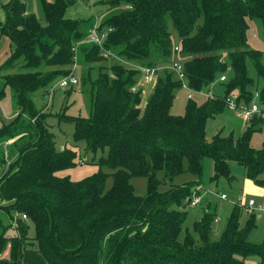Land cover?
I'll list each match as a JSON object with an SVG mask.
<instances>
[{
    "label": "trees",
    "instance_id": "1",
    "mask_svg": "<svg viewBox=\"0 0 264 264\" xmlns=\"http://www.w3.org/2000/svg\"><path fill=\"white\" fill-rule=\"evenodd\" d=\"M25 2L8 0L0 22V37L10 47L0 71L24 61L21 71L0 75V100L6 88L12 89L17 109L13 120L0 127V212L24 214L35 233L29 241V226L19 219L18 236L0 234V264H245L251 256L264 257V243L248 241L255 215L242 222L245 210L238 205L218 238L211 237L214 216L204 212L193 224L196 237L186 234L179 242L187 215L182 207L197 183L156 190L157 172L168 180L183 172L200 177L205 158L213 161V181L229 179V162L235 161L248 179L264 186V143L259 150L249 145L258 118L246 122L238 139L221 132L210 140L205 135L207 121L226 107L228 96L252 101L250 65L263 80L258 94L264 104L261 52L249 46L247 36L258 23L264 38V0H98L102 18L97 29L109 30L102 48L86 43L94 16L68 17L75 0H38L42 24L26 13ZM169 22L180 38L178 53L192 89L208 90L220 77L228 79L223 97L200 104L188 100L177 116L171 108L180 83L172 71L159 74L140 107L141 93L132 91L135 72L113 65L110 81L100 64L101 49L116 48H122L127 61L168 60L177 46ZM74 46L84 66L99 65L98 74L92 80L87 72L82 79L90 87L89 117L61 119L73 124L74 141H83L87 151L107 150L101 164L113 171L108 190L101 171L80 181L58 175L75 166L76 153L55 148L54 135L33 101V94L68 76L63 68L74 62ZM42 65L48 68L43 73L38 70ZM4 143L11 157L8 167ZM133 177L147 179L144 197L135 195Z\"/></svg>",
    "mask_w": 264,
    "mask_h": 264
},
{
    "label": "rangeland",
    "instance_id": "2",
    "mask_svg": "<svg viewBox=\"0 0 264 264\" xmlns=\"http://www.w3.org/2000/svg\"><path fill=\"white\" fill-rule=\"evenodd\" d=\"M25 1V0H24ZM51 1V0H48ZM76 2L68 11V17L70 18H88L94 16V26L98 27L99 22L102 18V12H100L101 7L96 4L98 0H75ZM8 0H3L0 4V22L4 21L5 18V8L4 5ZM27 14L32 13L35 15L36 19L42 24L44 20L40 12L38 0H26ZM93 26V27H94ZM92 27V28H93ZM168 31L171 35V41L173 45H177L180 42V38L173 28L172 23L168 24ZM248 43L249 46L261 52V64L264 67V38L262 35V29L260 24L251 25L248 30ZM88 40H86V43ZM90 43V42H88ZM74 53L73 63L70 64L67 68L69 69L68 75H73L77 79V84L75 86L69 87H60L58 81L63 77L58 78V80L49 86L45 91L41 90L33 94V101L35 107L40 114L45 119V124L49 132L54 135L55 148L57 150H63L64 148L72 149L76 153L75 157V166L72 168L58 173L59 176H68L73 181H80L88 176H91L99 171L106 175L104 189L108 190L112 184V170L109 169L106 165L101 164L102 157H106L107 150L101 151L97 150L95 152L87 151L85 143L83 141H74L73 132L74 126L72 123L62 120L61 118L75 117L79 118H88L90 115V106H89V85L82 84V79L85 77L87 72H90L91 79L94 80L97 77L98 71L96 68L98 64H92L89 67L84 66L79 58L77 48L74 46L72 48ZM110 53L101 49L100 56L102 62L100 64L104 65L107 68V75L109 80L114 79V75L110 68L113 65H121V67L126 68L128 71L135 72V84L132 86V91H140L142 97V103L140 107H143L146 99L152 94V90L157 82L159 74L163 70H169L170 64L174 60H178L182 63L180 53H175L168 60H164L158 57L150 58L147 62L131 60L127 61L125 57L121 54L122 48H116V50H109ZM10 54L9 42L6 38L0 37V65L7 59ZM153 65L158 71L156 77L148 83L146 86L143 85L142 80L139 75V67L142 65ZM24 61L21 59L18 64L6 71H0V75H6L13 72H19L22 70ZM149 65V66H150ZM56 69V68H49ZM38 70L43 73L48 68L44 65L40 66ZM249 76L254 80L253 87L251 90L255 92H260V89L263 87V80L257 77L255 69L250 65L248 67ZM226 82H221L217 80L213 87L212 85L208 88L213 94V97H223L224 89ZM137 86L135 87V85ZM144 86V87H143ZM52 87V88H51ZM254 88V89H253ZM256 88V89H255ZM237 94V93H235ZM187 92L182 89L175 90L174 101L171 108V114L173 115H183L184 107L188 99L186 97ZM15 93L12 89L6 88L5 96L0 100V127L8 124L17 114L16 104H15ZM193 100L200 104L206 98L203 96L193 95ZM254 122V132L250 136L249 145L255 149L259 150L264 143V114L261 117H257ZM250 122V121H249ZM248 124H246L243 117L237 111H231L225 107L219 114L214 116L213 119L207 121L205 126V135L207 140H210L211 137L217 132H221L223 136H232L233 139H238L241 137L242 133L246 129ZM12 141L9 142V144ZM11 145V144H10ZM6 147V148H5ZM8 146L3 145L5 149V161L6 166L8 167L11 162V157L8 152ZM184 167H186V161H184ZM213 174V161L210 158H205L202 161V175L200 177L190 173L183 172L175 176L173 179L168 180L164 176L163 171L156 173L157 186L156 190L159 193H164L168 191L172 186L183 185L185 183H197L195 186H201V191L199 192L200 201L198 205L194 208L186 206V219L183 222L182 230L179 235V242L183 241L186 234H190L196 237L194 232V222L198 221L204 212H210L212 215L221 219L218 224L212 222V228L217 232V235H211L212 239L218 238L224 224L226 223L227 218L229 217L234 206L238 205L245 210L244 207L247 206L249 200H253L256 204L255 208L251 212H243L241 221L244 222L249 215L254 214L256 219V227L249 233L248 241L253 244H263L264 243V186H257L252 180L248 179L246 176L245 169L237 164L235 161L229 162V179L225 177L219 178L217 181L211 180ZM130 184L133 187L134 193L137 196L144 197L147 193V179L144 177H133L130 179ZM194 186V187H195ZM220 194H224L226 199L221 200ZM185 204L187 202L185 201ZM259 206L261 209L259 210ZM248 213V214H247ZM20 214L11 212L5 213L4 211L0 212V234L9 235L11 237L19 235L18 221ZM24 224L29 226L27 236L32 241L34 236V226L31 224L27 218L21 220ZM5 258L9 257V249L2 255ZM254 257V256H252ZM256 258V257H254ZM258 258V257H257ZM256 258V259H257ZM247 260L245 264H254ZM260 264V263H258Z\"/></svg>",
    "mask_w": 264,
    "mask_h": 264
},
{
    "label": "built area",
    "instance_id": "3",
    "mask_svg": "<svg viewBox=\"0 0 264 264\" xmlns=\"http://www.w3.org/2000/svg\"><path fill=\"white\" fill-rule=\"evenodd\" d=\"M3 0H0V3ZM107 31H103L99 33L97 26L95 25L90 31L88 35V42L90 43H96L98 46L102 48L103 42L106 39ZM179 49L178 47H174V52L178 53ZM110 53V51H106ZM139 70V75L142 80L143 85H147L150 83V81L153 79V77L157 75V69L154 66H149V65H142V67L138 68ZM169 70L173 72L176 80L180 83V89L184 90L187 92V99L191 100L193 99V95H198V96H203L204 98H214L213 94L210 90H194L192 89L187 80V76L185 74V69L184 66L181 62L178 60H174L172 64L169 66ZM226 80V77L222 76L219 78L220 82H224ZM77 84V79L73 75H68L61 80L58 81V85L60 87H71L75 86ZM138 83H136L135 87L137 86ZM144 87V86H143ZM225 105L226 107L231 110V111H237L245 120V122H249L254 118L261 117V115L264 114V104L260 102L259 100V94L258 92H255L253 95V99L250 103L245 104L242 102H237L236 98L234 96H228L225 99ZM8 143H5L7 145ZM201 186H195L191 198L189 199V203L187 204L188 207L194 208L198 205L200 201V195L199 192L201 191ZM220 199L224 200L226 199V196L224 194H220ZM256 204L253 200H249L247 203V206L245 208V212H251L254 210ZM261 209V206H259V210ZM20 218L22 220L26 219V216L24 214H20ZM221 221L220 218L215 217L213 219L214 224H218ZM212 235H217V232L213 229ZM9 248V247H7Z\"/></svg>",
    "mask_w": 264,
    "mask_h": 264
},
{
    "label": "crops",
    "instance_id": "4",
    "mask_svg": "<svg viewBox=\"0 0 264 264\" xmlns=\"http://www.w3.org/2000/svg\"><path fill=\"white\" fill-rule=\"evenodd\" d=\"M9 42V41H8ZM212 87H213V85H212ZM254 257H256V256H254ZM254 257H249V258H247L246 260H245V262L247 261V260H250L251 259V261L250 262H252V263H254V264H258V263H260V264H264V257H262V258H260V257H256V258H254Z\"/></svg>",
    "mask_w": 264,
    "mask_h": 264
},
{
    "label": "water",
    "instance_id": "5",
    "mask_svg": "<svg viewBox=\"0 0 264 264\" xmlns=\"http://www.w3.org/2000/svg\"><path fill=\"white\" fill-rule=\"evenodd\" d=\"M189 203V200L187 201V204ZM187 204L183 205L182 209H186Z\"/></svg>",
    "mask_w": 264,
    "mask_h": 264
}]
</instances>
